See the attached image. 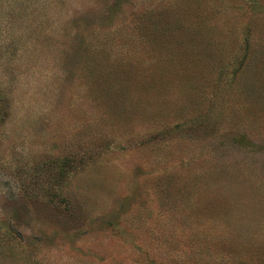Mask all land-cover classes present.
Returning <instances> with one entry per match:
<instances>
[{
    "label": "rangeland",
    "instance_id": "rangeland-1",
    "mask_svg": "<svg viewBox=\"0 0 264 264\" xmlns=\"http://www.w3.org/2000/svg\"><path fill=\"white\" fill-rule=\"evenodd\" d=\"M0 264H264V0H0Z\"/></svg>",
    "mask_w": 264,
    "mask_h": 264
}]
</instances>
